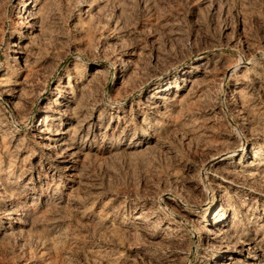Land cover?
<instances>
[{
	"label": "rangeland",
	"instance_id": "1",
	"mask_svg": "<svg viewBox=\"0 0 264 264\" xmlns=\"http://www.w3.org/2000/svg\"><path fill=\"white\" fill-rule=\"evenodd\" d=\"M0 264H264V0H0Z\"/></svg>",
	"mask_w": 264,
	"mask_h": 264
},
{
	"label": "bare ground",
	"instance_id": "2",
	"mask_svg": "<svg viewBox=\"0 0 264 264\" xmlns=\"http://www.w3.org/2000/svg\"><path fill=\"white\" fill-rule=\"evenodd\" d=\"M231 153H234V152H231ZM225 155H226V154H225ZM229 155H231V154L229 153V154H227L226 156H229ZM215 159H216V158H215ZM215 159H214V160H215ZM219 159H220V158H219Z\"/></svg>",
	"mask_w": 264,
	"mask_h": 264
}]
</instances>
